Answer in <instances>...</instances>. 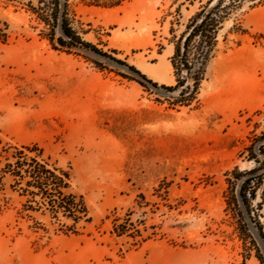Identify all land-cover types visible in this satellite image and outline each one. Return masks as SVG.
<instances>
[{"label":"rangeland","instance_id":"rangeland-1","mask_svg":"<svg viewBox=\"0 0 264 264\" xmlns=\"http://www.w3.org/2000/svg\"><path fill=\"white\" fill-rule=\"evenodd\" d=\"M204 1L68 0L93 47L67 49L37 0H0V264H261L264 0L230 12L181 103L170 57ZM31 158L81 217L16 182Z\"/></svg>","mask_w":264,"mask_h":264},{"label":"trees","instance_id":"trees-1","mask_svg":"<svg viewBox=\"0 0 264 264\" xmlns=\"http://www.w3.org/2000/svg\"><path fill=\"white\" fill-rule=\"evenodd\" d=\"M37 7L31 6L33 11L40 14L42 20L50 27L52 37L55 27L60 29L61 35L57 42L60 47L67 49L89 47V42L82 39L79 32L73 27L68 15V0H37ZM243 0H205L191 14L185 24V29L174 41L173 53L170 61L173 67L176 83L170 86L179 89L176 101L188 103L196 97L199 85L204 77L205 67L213 56L217 44V35L227 20L230 12L239 6ZM37 8V9H36ZM53 39V38H51ZM54 45V44H53ZM55 47V46H54ZM261 135L255 136L254 141L261 139ZM250 158L258 161V155L250 152ZM16 167L11 169V174L16 182L25 179L26 188L32 196L39 195L42 201H47L54 211L76 213L75 218L81 217L82 202L76 200L75 195L66 193L67 181L61 175H57L44 163L35 158L30 160H16ZM72 208V209H71ZM261 264H264V255L258 254Z\"/></svg>","mask_w":264,"mask_h":264},{"label":"built area","instance_id":"built-area-1","mask_svg":"<svg viewBox=\"0 0 264 264\" xmlns=\"http://www.w3.org/2000/svg\"><path fill=\"white\" fill-rule=\"evenodd\" d=\"M248 194H250V193H248Z\"/></svg>","mask_w":264,"mask_h":264}]
</instances>
